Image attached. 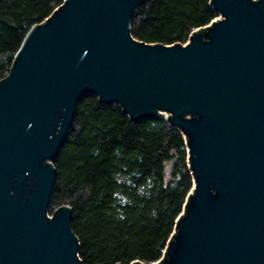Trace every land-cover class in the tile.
I'll return each mask as SVG.
<instances>
[{
    "label": "water",
    "instance_id": "obj_1",
    "mask_svg": "<svg viewBox=\"0 0 264 264\" xmlns=\"http://www.w3.org/2000/svg\"><path fill=\"white\" fill-rule=\"evenodd\" d=\"M145 1L64 0L0 80V264H83L71 208L48 211L89 95L186 139L193 189L156 264H264V0H211L218 18L185 46L131 36Z\"/></svg>",
    "mask_w": 264,
    "mask_h": 264
},
{
    "label": "trees",
    "instance_id": "obj_2",
    "mask_svg": "<svg viewBox=\"0 0 264 264\" xmlns=\"http://www.w3.org/2000/svg\"><path fill=\"white\" fill-rule=\"evenodd\" d=\"M64 0H0V80L27 32ZM218 18L211 0H146L131 23L137 41L185 45ZM186 139L164 116L133 122L116 104L83 97L53 161L49 209L67 205L83 264H156L165 258L193 189Z\"/></svg>",
    "mask_w": 264,
    "mask_h": 264
},
{
    "label": "rangeland",
    "instance_id": "obj_3",
    "mask_svg": "<svg viewBox=\"0 0 264 264\" xmlns=\"http://www.w3.org/2000/svg\"><path fill=\"white\" fill-rule=\"evenodd\" d=\"M56 210V208H53L52 211L49 209V217H51L52 213Z\"/></svg>",
    "mask_w": 264,
    "mask_h": 264
},
{
    "label": "built area",
    "instance_id": "obj_4",
    "mask_svg": "<svg viewBox=\"0 0 264 264\" xmlns=\"http://www.w3.org/2000/svg\"><path fill=\"white\" fill-rule=\"evenodd\" d=\"M186 44H187V43H186ZM186 44H185V45H186ZM185 45H184V46H185ZM162 116H164L165 119H166V117H167L165 114H162ZM157 263H158V262H157Z\"/></svg>",
    "mask_w": 264,
    "mask_h": 264
}]
</instances>
